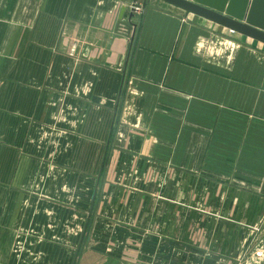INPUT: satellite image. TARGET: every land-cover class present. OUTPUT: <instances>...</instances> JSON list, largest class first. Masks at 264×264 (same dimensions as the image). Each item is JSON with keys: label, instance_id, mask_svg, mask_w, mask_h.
Segmentation results:
<instances>
[{"label": "crops", "instance_id": "0c3cea01", "mask_svg": "<svg viewBox=\"0 0 264 264\" xmlns=\"http://www.w3.org/2000/svg\"><path fill=\"white\" fill-rule=\"evenodd\" d=\"M133 1L0 0V264H264V44Z\"/></svg>", "mask_w": 264, "mask_h": 264}, {"label": "water", "instance_id": "95a60500", "mask_svg": "<svg viewBox=\"0 0 264 264\" xmlns=\"http://www.w3.org/2000/svg\"><path fill=\"white\" fill-rule=\"evenodd\" d=\"M184 10L187 14L207 19L221 25L232 32L250 37L264 44V14L259 7H264V0H160ZM137 0L133 1L135 10ZM122 12L118 30L124 29L128 37L132 36L135 11L130 15L128 22L123 20L125 9Z\"/></svg>", "mask_w": 264, "mask_h": 264}, {"label": "rangeland", "instance_id": "374dc122", "mask_svg": "<svg viewBox=\"0 0 264 264\" xmlns=\"http://www.w3.org/2000/svg\"><path fill=\"white\" fill-rule=\"evenodd\" d=\"M248 46L250 45L247 44V51L245 53V64H244L245 68L257 69V70L264 69V50L253 52V50L248 48ZM257 242L258 239L254 237V235H250L246 237L244 245H246L247 252H245V255L247 254L252 255L253 245H255ZM85 243L89 245L90 243L92 244L93 242L88 237L86 238Z\"/></svg>", "mask_w": 264, "mask_h": 264}, {"label": "built area", "instance_id": "2783aa9c", "mask_svg": "<svg viewBox=\"0 0 264 264\" xmlns=\"http://www.w3.org/2000/svg\"><path fill=\"white\" fill-rule=\"evenodd\" d=\"M135 13H141L143 11V8L139 6L138 4L135 6Z\"/></svg>", "mask_w": 264, "mask_h": 264}]
</instances>
